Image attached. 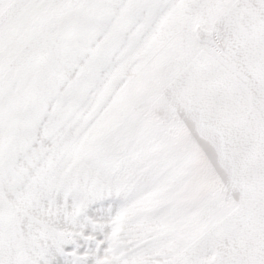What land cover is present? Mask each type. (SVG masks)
Returning a JSON list of instances; mask_svg holds the SVG:
<instances>
[{"label": "snow or ice", "instance_id": "snow-or-ice-1", "mask_svg": "<svg viewBox=\"0 0 264 264\" xmlns=\"http://www.w3.org/2000/svg\"><path fill=\"white\" fill-rule=\"evenodd\" d=\"M0 264H264V0H0Z\"/></svg>", "mask_w": 264, "mask_h": 264}, {"label": "rangeland", "instance_id": "rangeland-1", "mask_svg": "<svg viewBox=\"0 0 264 264\" xmlns=\"http://www.w3.org/2000/svg\"><path fill=\"white\" fill-rule=\"evenodd\" d=\"M197 177L195 176V174L192 177V180L194 181Z\"/></svg>", "mask_w": 264, "mask_h": 264}]
</instances>
